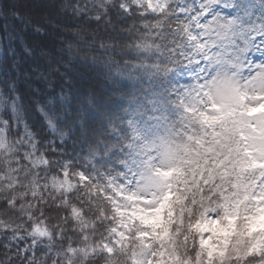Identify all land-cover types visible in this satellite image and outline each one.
Instances as JSON below:
<instances>
[{
    "label": "snow or ice",
    "instance_id": "1",
    "mask_svg": "<svg viewBox=\"0 0 264 264\" xmlns=\"http://www.w3.org/2000/svg\"><path fill=\"white\" fill-rule=\"evenodd\" d=\"M9 7L21 31L62 17L71 38L0 37V264H192V233L197 264H264V0ZM77 67L116 90L81 91ZM20 75L42 87L26 97ZM121 85L138 95L114 107Z\"/></svg>",
    "mask_w": 264,
    "mask_h": 264
},
{
    "label": "trees",
    "instance_id": "2",
    "mask_svg": "<svg viewBox=\"0 0 264 264\" xmlns=\"http://www.w3.org/2000/svg\"><path fill=\"white\" fill-rule=\"evenodd\" d=\"M14 2L15 0H0V10L3 11V17H0V37L5 38V46H7L8 44V41L6 39L7 34L22 37L24 42L30 48L35 47L38 44H47L50 47L54 44H59L60 35L67 36L69 39L71 38V21H65L62 17H58L57 19L69 25V29L66 32L58 33L56 30H53L50 32L49 36L41 37L39 34L33 33L31 30H29L28 32L21 31V25L16 23V21L11 17V9L9 6ZM19 11L23 12L24 9H19ZM13 29H15L16 31L13 32ZM12 47L15 49V60L18 62L17 67L21 69V71L30 70V67H35L33 59L28 57L27 54L24 53V45L20 43L19 38L12 41ZM5 71H7V69H5ZM10 71L13 77H16L18 75L15 70L11 68ZM76 72L78 74V78L85 85V87L82 88L81 91H84L86 88H92L98 94L108 96L110 95V93L116 90L117 86H114L110 82L106 81L105 79H103V77L98 75L96 72H93L90 68L77 67ZM17 87L27 97L32 93L33 88L42 87V84L35 81L34 77L33 79L28 80L23 75H20L17 80ZM119 90L124 93V98L121 99L119 97L113 96L112 99L115 101V104L113 105L114 107H127L130 98L134 95H138V92L135 88L125 87L121 85L119 86ZM117 110H119V108H117ZM0 115H2L5 119L11 118L10 114L0 113ZM65 149L70 155L81 154L87 150V146L86 142L81 138L79 132H77L72 137V139L66 142Z\"/></svg>",
    "mask_w": 264,
    "mask_h": 264
},
{
    "label": "clouds",
    "instance_id": "3",
    "mask_svg": "<svg viewBox=\"0 0 264 264\" xmlns=\"http://www.w3.org/2000/svg\"><path fill=\"white\" fill-rule=\"evenodd\" d=\"M207 235V234H206ZM197 237H196V234L195 233H192L190 235V239H189V242H188V245L185 249V246L181 240V244H180V252H181V255L182 257H184L185 259L187 258L186 255H185V251L187 252V255H190L191 258H192V264H197V259H196V251L198 249V245H194L193 244V240H195ZM213 243H216V241H213ZM206 257H201V260L199 262V264H204V260H205Z\"/></svg>",
    "mask_w": 264,
    "mask_h": 264
}]
</instances>
